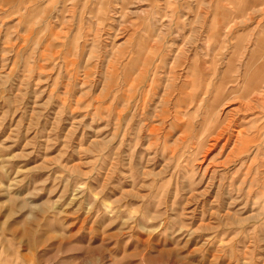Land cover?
<instances>
[{
    "label": "rangeland",
    "instance_id": "rangeland-1",
    "mask_svg": "<svg viewBox=\"0 0 264 264\" xmlns=\"http://www.w3.org/2000/svg\"><path fill=\"white\" fill-rule=\"evenodd\" d=\"M245 71L264 0H0V264H264Z\"/></svg>",
    "mask_w": 264,
    "mask_h": 264
},
{
    "label": "bare ground",
    "instance_id": "bare-ground-1",
    "mask_svg": "<svg viewBox=\"0 0 264 264\" xmlns=\"http://www.w3.org/2000/svg\"><path fill=\"white\" fill-rule=\"evenodd\" d=\"M248 69V68H247ZM247 69H246V71H247ZM245 71V73H243L244 74V78H243V84H246V85H244V87H245V89L243 90V92H241L240 91V89L239 90H237V91H227V94H224L226 91H223V89H224V86L223 87H218L217 89H216V91H215V94H214V101H217V100H222V101H225V100H229V99H231L230 97H231V95H235V94H240V92H241V95L242 96H244V98L245 99H247L246 101L248 102V100H250L248 103H252L253 101V98L255 99V101L256 100H259L260 98H261V95L263 94L262 92H264V86H262V85H256L255 87H254V89H252V90H250V84H248L249 83V80H250V74L248 73V72H246ZM235 74H236V72H234ZM238 73V72H237ZM240 73V72H239ZM242 73V72H241ZM240 75V74H239ZM212 77H210V79L208 80V87H207V89L203 92H201V94L202 93H204V95H207L208 96V94L209 93H211L212 91H211V89H212V84L214 83V81H215V79H216V77H217V72H215L214 71V73L211 75ZM242 79V78H241ZM239 80V78H236L233 82H237ZM240 83V82H239ZM204 84V83H203ZM202 84V85H203ZM229 85V84H228ZM234 86V85H233ZM195 89H197V88H195ZM204 90V89H203ZM229 90V89H228ZM233 90V89H232ZM197 91H200L199 89L197 90ZM211 91V92H210ZM194 92H195V90H194ZM224 94V95H223ZM195 95V94H194ZM196 95L198 96V93L196 92ZM195 95V96H196ZM263 96V95H262ZM206 97V96H205ZM195 99V98H194ZM203 99H204V96H203ZM252 99V100H251ZM200 100V99H199ZM201 101V100H200ZM205 101H206V99H205ZM204 101V102H205ZM199 102V101H198ZM244 103V104H246V105H248V103ZM201 103V102H200ZM245 105V106H246ZM249 106V105H248ZM213 107V106H212ZM199 109V108H198ZM209 118H211L210 116H209ZM211 121H212V119L211 120H209V121H207V125H210L211 124ZM214 128V127H213ZM220 135H221V133H220ZM244 139V138H243Z\"/></svg>",
    "mask_w": 264,
    "mask_h": 264
}]
</instances>
